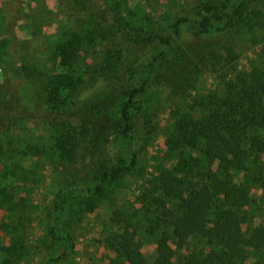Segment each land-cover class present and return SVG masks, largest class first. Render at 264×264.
Here are the masks:
<instances>
[{
	"label": "trees",
	"instance_id": "1",
	"mask_svg": "<svg viewBox=\"0 0 264 264\" xmlns=\"http://www.w3.org/2000/svg\"><path fill=\"white\" fill-rule=\"evenodd\" d=\"M123 2L102 0L101 14L93 5L97 0H83L90 27L75 30L57 46L66 72L43 82L32 72L41 76L40 70L23 65L39 99L55 113L49 125L61 157L74 172H82L94 165L103 122L83 117L80 106L121 93L116 126L134 151L154 130L145 117L144 99L155 71L185 31L203 42L196 62L158 74L177 102L167 148L187 155L176 168L159 167L153 189L139 197L138 214L116 212L113 221L124 231L106 238L119 260L109 264H239L248 258L247 248L264 256V227L243 210L252 188L264 184V0H198L176 16L166 34L127 20L121 12ZM248 33L259 49L250 68L241 69L240 49ZM98 39L103 41L100 60L80 68L81 45L97 46ZM206 74H213L220 88L195 93ZM21 111L20 87L1 83L0 135L24 118ZM195 151L201 157L193 155ZM2 155L0 151V162ZM135 160L133 156L130 165L112 169L98 167L95 175L102 183L94 191L90 186H66L57 194L55 207L80 190V197L89 201L84 211H93L96 204L90 200L103 190V183L129 170ZM12 190H2L5 199H12ZM137 215L144 230L159 241L153 259L144 255L136 237Z\"/></svg>",
	"mask_w": 264,
	"mask_h": 264
},
{
	"label": "rangeland",
	"instance_id": "2",
	"mask_svg": "<svg viewBox=\"0 0 264 264\" xmlns=\"http://www.w3.org/2000/svg\"><path fill=\"white\" fill-rule=\"evenodd\" d=\"M198 0H124L122 15L133 24L168 33L169 24L184 12L185 7ZM203 1V0H201ZM210 1V0H207ZM0 0V84L20 87L22 120L10 131L0 135V264H109L119 263L115 251L106 242L107 237L123 232L114 223L116 212L139 211L141 194L149 192L161 166L176 168L179 159L187 153L170 151L166 137L173 125L172 111L177 102L170 98L169 89L158 74L192 64L199 58L203 42L185 31L170 51L164 64L156 71L152 86L144 99L145 117L154 130L140 139L130 151L124 135L117 128L121 93L95 99L80 106V114L92 120L102 119L99 129V151L92 167L74 172L55 146L54 130L49 120L55 113L39 99L36 87L27 77L23 65L31 64L37 71L34 78L45 81L49 75L66 72L62 57L57 52L59 43L66 41L75 30L90 27L89 11L83 9V0ZM88 4H90L88 2ZM104 13L102 0L93 4ZM105 14V13H104ZM103 44H83L77 55V64L85 68L100 60ZM259 47L251 34L244 35L241 44L240 68L249 69ZM220 88L213 74H206L195 93L206 94ZM16 119V118H15ZM14 119V120H15ZM28 150L27 154L23 151ZM193 155L201 157L197 151ZM129 170L103 183L91 202L93 211H84L89 201L76 190L55 207L59 191L78 184L94 191L101 182L96 177L98 167L112 169L130 165ZM7 163V166H5ZM239 178L247 181L243 174ZM12 199H5L2 190H9ZM4 191V192H5ZM102 192V193H101ZM243 210L252 213L254 223L264 227V184L253 187ZM136 237L142 252L149 259L156 254L158 239L144 230L139 216ZM249 225V224H248ZM248 225H244L247 233ZM9 248V249H6ZM185 254L184 250L177 249ZM247 260L239 264L264 262L261 253L248 249ZM179 259V258H177Z\"/></svg>",
	"mask_w": 264,
	"mask_h": 264
}]
</instances>
